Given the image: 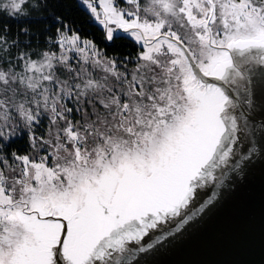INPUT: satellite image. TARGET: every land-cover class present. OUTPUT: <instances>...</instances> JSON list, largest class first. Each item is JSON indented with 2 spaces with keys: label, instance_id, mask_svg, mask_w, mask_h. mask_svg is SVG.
<instances>
[{
  "label": "snow or ice",
  "instance_id": "1",
  "mask_svg": "<svg viewBox=\"0 0 264 264\" xmlns=\"http://www.w3.org/2000/svg\"><path fill=\"white\" fill-rule=\"evenodd\" d=\"M82 3L136 55L59 16L39 52L0 27V264H132L264 160V0ZM29 10L47 4L0 0V15Z\"/></svg>",
  "mask_w": 264,
  "mask_h": 264
},
{
  "label": "water",
  "instance_id": "2",
  "mask_svg": "<svg viewBox=\"0 0 264 264\" xmlns=\"http://www.w3.org/2000/svg\"><path fill=\"white\" fill-rule=\"evenodd\" d=\"M264 78H253V99L264 103ZM259 135V133H257ZM132 264H264V160L183 235L158 250L138 254Z\"/></svg>",
  "mask_w": 264,
  "mask_h": 264
},
{
  "label": "trees",
  "instance_id": "3",
  "mask_svg": "<svg viewBox=\"0 0 264 264\" xmlns=\"http://www.w3.org/2000/svg\"><path fill=\"white\" fill-rule=\"evenodd\" d=\"M45 2L46 11L29 10L27 17L14 18L0 15V27L7 29L9 39L17 37L19 33V40L31 44L30 51L46 50L49 47L47 37L51 35L47 29L54 24L52 18L59 16L83 39L92 41L107 56L129 59L136 55L138 45L128 35L115 34L111 41L107 40L103 27L93 20L91 13L80 3V0H45ZM25 28L29 30L28 36H24L21 32ZM52 50H56L54 46Z\"/></svg>",
  "mask_w": 264,
  "mask_h": 264
},
{
  "label": "rangeland",
  "instance_id": "4",
  "mask_svg": "<svg viewBox=\"0 0 264 264\" xmlns=\"http://www.w3.org/2000/svg\"><path fill=\"white\" fill-rule=\"evenodd\" d=\"M97 2H98V0H97ZM150 2V0H142V3L143 4H147V3H149ZM80 3L90 12V10L87 8V6L85 5V4H83L82 3V0H80ZM123 7V6H122ZM98 11H101L102 12V9L101 8H99L98 7ZM91 13V12H90ZM92 15V14H91ZM92 18H93V20L96 22V23H98L95 19H94V17H93V15H92ZM99 24V23H98ZM100 25V24H99ZM101 26V25H100ZM102 27V26H101ZM115 34H126V33H123L122 31L121 32H116V33H114V35ZM127 35V34H126Z\"/></svg>",
  "mask_w": 264,
  "mask_h": 264
},
{
  "label": "flooded vegetation",
  "instance_id": "5",
  "mask_svg": "<svg viewBox=\"0 0 264 264\" xmlns=\"http://www.w3.org/2000/svg\"><path fill=\"white\" fill-rule=\"evenodd\" d=\"M259 73H260V71L257 70V71L254 73L253 78L258 77Z\"/></svg>",
  "mask_w": 264,
  "mask_h": 264
}]
</instances>
